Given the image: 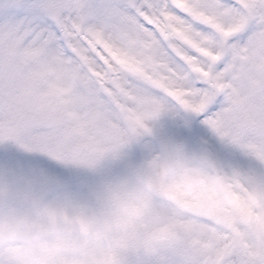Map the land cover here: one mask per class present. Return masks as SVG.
I'll list each match as a JSON object with an SVG mask.
<instances>
[{
  "label": "snow or ice",
  "instance_id": "1",
  "mask_svg": "<svg viewBox=\"0 0 264 264\" xmlns=\"http://www.w3.org/2000/svg\"><path fill=\"white\" fill-rule=\"evenodd\" d=\"M129 26L155 82L123 79L161 106V135L238 166L259 210L240 217L256 235L207 224L202 245L130 264H264V0H0V34L24 47L70 54L83 35L124 43Z\"/></svg>",
  "mask_w": 264,
  "mask_h": 264
},
{
  "label": "rangeland",
  "instance_id": "2",
  "mask_svg": "<svg viewBox=\"0 0 264 264\" xmlns=\"http://www.w3.org/2000/svg\"><path fill=\"white\" fill-rule=\"evenodd\" d=\"M48 54L49 51L46 48L22 46V42L13 34L11 38V33L0 34V105L2 106L0 119L8 121L7 125L14 127L15 133L18 134L25 131V129L21 130V125L29 126V122L42 124L50 123V126H53L55 129L50 131L49 127L46 128V130L49 131L52 137H56L57 135L59 137V135H61L66 143L72 141V143L68 145L69 160L79 162L81 160L80 157L85 155L90 157L93 154L92 147L105 149L110 157L106 160L107 169L104 176L115 179L116 185L109 187L112 188L115 195H119L120 192L125 191L123 200L130 204L131 212L128 214L129 223L125 216L123 218V222L126 223L129 229L128 233L132 234L134 229H138L141 235L146 233V230H151L153 225L159 226V224L153 223L156 219L152 220V216L147 219H139L140 214L138 213L140 210L143 211L144 202L147 205V210H149V213L152 215H156L153 211L158 212L159 206L154 202L148 201L145 193L142 192L143 189L134 180L130 165L132 163V157L135 158L137 153L142 155V161L143 156L147 158V161H153L149 155V150L156 152L155 147L151 144L153 136H162L160 132L161 106L152 99L144 97L132 88H129L127 83H125L124 86L128 90L127 101L130 106H125L122 102H120V106L124 110L125 116L129 122L134 123L133 125H135L137 129L143 126L145 128L139 129V133L134 130L139 136L138 139L140 142L135 143L134 147L136 151L133 155L132 147L118 151L117 147L123 142V135L126 134V131H130L122 123L118 111L113 107V101L111 102L109 98L103 94L101 96L105 99L100 98L99 94L101 91L97 89L94 82H89L91 87L84 86L89 92L88 97L81 96L72 82H68V85L64 87L56 80L54 72L48 65L51 61ZM134 56L137 55L134 54ZM60 76L62 77L63 75ZM85 77L88 78L87 75ZM114 101L117 102V99ZM118 104L119 103H117V106ZM149 128L152 130H149ZM35 131L36 132L33 131L28 134L29 146L26 147L27 151L20 153L22 158L18 163H16L14 158V155L18 153L15 143L11 141V145H6V142L1 140L4 136L8 137L9 132L6 131L3 133L0 131V154L3 157L1 165L4 166L5 161L6 170L11 175H18L15 174L16 170L21 165H24L27 154L33 155V150L31 148H35L37 145H40L39 148L42 151V159L40 162L49 166L53 171L63 172V168H56L57 161L62 158L61 153L58 152V147L57 150H55L56 146L51 139H48L45 143L40 142L39 138L41 134L37 133L40 131ZM140 133L144 134V136H140ZM163 138L168 150L172 151V149H176L175 147H182L184 154L186 156L190 155L189 145L193 146L192 144L173 138ZM202 148L207 151L209 150L206 146H202ZM6 149L7 153H5ZM208 152L211 153V151ZM198 159L204 162L203 157L201 158L199 154ZM218 159H221L219 155ZM95 160L96 163H98L99 160L97 158ZM224 163L225 169L226 167L232 169L235 166L230 162L224 161ZM218 164L220 166L219 162ZM195 166L198 165L195 163ZM1 171L4 172V168H2ZM142 171L146 174L148 170L142 168ZM209 177H204L202 175L196 180V185L200 187L194 189L195 192L187 188L184 193L187 200L195 202L197 206L200 204V208L201 205H206L208 200L198 197V190L206 188V184L210 188L209 193L211 197L212 194L214 196L216 194L215 184L211 182ZM1 179L2 176L0 174V181ZM242 183H244V185H242ZM226 184L228 185L229 183L226 182ZM240 184L241 186L239 188L242 190H250V185L246 177L244 178V182L240 181ZM1 185L2 182H0V186ZM175 190L178 191L179 189ZM234 190L235 189L231 187L228 191L234 193ZM139 195L143 196L144 202L139 199ZM217 197L220 205L215 204L216 209L212 212L215 217H217V213L223 211V203L224 208H231L226 200L218 196V193ZM220 206L222 209L221 211L218 210ZM69 207L70 205H68L66 209ZM76 208L81 211H87L88 205L82 202L76 206ZM160 209L164 213H169V211L164 208ZM1 217H3V215L1 216L0 214V219ZM225 218H227V216ZM157 219L165 220L160 217ZM165 221L166 226L171 224L177 234L185 236L183 231L175 226L172 221ZM191 233L193 235L190 239L192 243L195 241L200 245L204 243L206 234L202 235L196 228L195 231H191ZM117 247L121 246L116 244L111 246V249ZM12 251L13 250H10L7 256H1L5 253L0 254V264H33L32 261L20 259L23 251ZM104 251L106 252L108 250ZM75 264L80 263L77 261Z\"/></svg>",
  "mask_w": 264,
  "mask_h": 264
},
{
  "label": "bare ground",
  "instance_id": "3",
  "mask_svg": "<svg viewBox=\"0 0 264 264\" xmlns=\"http://www.w3.org/2000/svg\"><path fill=\"white\" fill-rule=\"evenodd\" d=\"M130 36H132L133 37V40H135V36H134L133 33H130ZM125 43H126V41H125ZM85 83H87V82L85 81Z\"/></svg>",
  "mask_w": 264,
  "mask_h": 264
}]
</instances>
